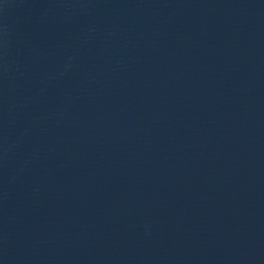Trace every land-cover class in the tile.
Returning <instances> with one entry per match:
<instances>
[{
  "label": "water",
  "instance_id": "95a60500",
  "mask_svg": "<svg viewBox=\"0 0 264 264\" xmlns=\"http://www.w3.org/2000/svg\"><path fill=\"white\" fill-rule=\"evenodd\" d=\"M221 0H0V264H212Z\"/></svg>",
  "mask_w": 264,
  "mask_h": 264
}]
</instances>
